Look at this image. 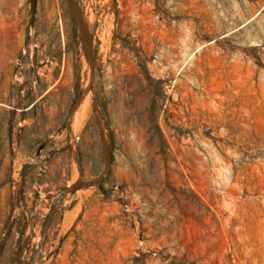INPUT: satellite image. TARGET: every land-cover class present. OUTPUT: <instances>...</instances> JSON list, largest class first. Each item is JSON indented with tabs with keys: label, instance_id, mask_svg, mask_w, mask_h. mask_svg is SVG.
<instances>
[{
	"label": "rangeland",
	"instance_id": "1",
	"mask_svg": "<svg viewBox=\"0 0 264 264\" xmlns=\"http://www.w3.org/2000/svg\"><path fill=\"white\" fill-rule=\"evenodd\" d=\"M0 264H264V0H0Z\"/></svg>",
	"mask_w": 264,
	"mask_h": 264
}]
</instances>
